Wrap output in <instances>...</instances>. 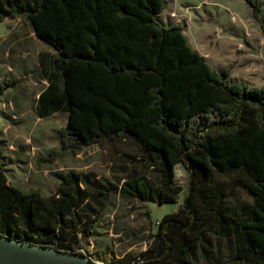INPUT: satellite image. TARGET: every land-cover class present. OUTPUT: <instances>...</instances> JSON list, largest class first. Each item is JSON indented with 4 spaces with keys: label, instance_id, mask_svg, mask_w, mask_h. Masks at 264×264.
<instances>
[{
    "label": "trees",
    "instance_id": "trees-1",
    "mask_svg": "<svg viewBox=\"0 0 264 264\" xmlns=\"http://www.w3.org/2000/svg\"><path fill=\"white\" fill-rule=\"evenodd\" d=\"M246 1L260 11V0ZM168 3L0 0V22L26 14L56 51L38 114L68 112L69 121L47 158L123 136L160 173L157 183L143 176L119 185L94 171H69L58 174L57 192L24 191L9 180L0 141V233L82 252L97 213L118 192L180 206L162 217L146 250L112 264H264V84L232 81L214 67L184 22L162 19ZM17 82L6 79L0 95ZM179 164L189 174L181 201ZM239 189L252 201L236 203Z\"/></svg>",
    "mask_w": 264,
    "mask_h": 264
},
{
    "label": "rangeland",
    "instance_id": "rangeland-1",
    "mask_svg": "<svg viewBox=\"0 0 264 264\" xmlns=\"http://www.w3.org/2000/svg\"><path fill=\"white\" fill-rule=\"evenodd\" d=\"M162 19L184 22L190 43L214 67L227 70L230 80L264 84V0H260L257 14L246 0H169ZM54 53L38 38L26 14L0 22V84L6 79L19 81L4 91V101H0L2 108L12 111L0 124V138L10 160L11 184L24 191L54 193L60 187L58 174L69 171H94L119 185L143 176L157 183V167L142 155L134 141L123 136L80 151H65L52 160L47 158L53 149L60 148L58 132L69 121L68 112L47 117L38 114L39 93L47 86L42 57ZM235 177L233 174L222 179ZM188 178L183 165H176L175 182L184 187L180 201ZM245 201L251 202L252 197L239 189L236 203ZM179 206L180 202L127 200L114 192L97 213L93 233L80 251L104 264H112L129 251L140 253L155 241L162 217Z\"/></svg>",
    "mask_w": 264,
    "mask_h": 264
},
{
    "label": "water",
    "instance_id": "water-1",
    "mask_svg": "<svg viewBox=\"0 0 264 264\" xmlns=\"http://www.w3.org/2000/svg\"><path fill=\"white\" fill-rule=\"evenodd\" d=\"M2 262L6 264H104L83 252L39 245L0 233V264Z\"/></svg>",
    "mask_w": 264,
    "mask_h": 264
},
{
    "label": "crops",
    "instance_id": "crops-1",
    "mask_svg": "<svg viewBox=\"0 0 264 264\" xmlns=\"http://www.w3.org/2000/svg\"><path fill=\"white\" fill-rule=\"evenodd\" d=\"M36 33V32H35ZM37 35V34H36ZM56 55V51H55V53H54V55H51V57H48V59H47V55H43V57H42V68H41V70H42V72L44 73V77L46 76L45 75V66H48V62L49 61H51L52 60V58H54V56ZM46 80H47V78H45ZM46 85H48V81H47V83H46ZM45 89V88H44ZM43 89V90H44ZM42 90V91H43ZM41 91V92H42ZM41 92L39 93V97H40V94H41ZM3 95V94H2ZM2 95H0V101L1 100H3L2 99ZM39 99V98H38ZM4 101V100H3ZM12 114V111L11 110H9V111H7V109L5 110L4 108H2V106H0V124L2 123V122H4V121H6V120H8L9 118H8V116L9 115H11ZM8 118V119H7ZM0 141L1 142H3L2 141V139L0 138Z\"/></svg>",
    "mask_w": 264,
    "mask_h": 264
},
{
    "label": "bare ground",
    "instance_id": "bare-ground-1",
    "mask_svg": "<svg viewBox=\"0 0 264 264\" xmlns=\"http://www.w3.org/2000/svg\"><path fill=\"white\" fill-rule=\"evenodd\" d=\"M3 263H5V264H6V262H2V264H3Z\"/></svg>",
    "mask_w": 264,
    "mask_h": 264
}]
</instances>
